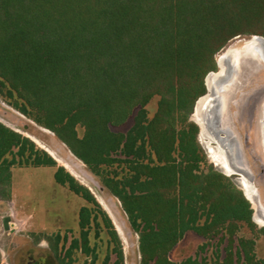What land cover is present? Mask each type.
<instances>
[{
    "label": "trees",
    "instance_id": "16d2710c",
    "mask_svg": "<svg viewBox=\"0 0 264 264\" xmlns=\"http://www.w3.org/2000/svg\"><path fill=\"white\" fill-rule=\"evenodd\" d=\"M92 1L97 6L81 15L76 8L64 13L61 0H0V78L28 105L22 111L51 129L92 171L124 164L126 175H107L102 184L139 235V264H176L169 251L188 230L207 237L225 223L231 235L237 221L254 227L242 190L217 169L202 170L206 157L198 127L188 121L193 104L185 109L184 100L205 61L230 38L250 25L259 27L244 32L264 35V0ZM153 94L160 98L148 119L144 104ZM135 106L130 129L112 132L109 124L123 122ZM77 126L84 129L82 137ZM117 152L122 160L112 157ZM14 164L56 167L55 182L98 208L117 244L113 264H123L117 233L91 191L32 140L0 122L1 199L10 198ZM91 222L97 226V217L81 206L79 238L62 254L58 233L33 234V242L46 239L58 264H72L74 249L92 252ZM250 250L244 264H264Z\"/></svg>",
    "mask_w": 264,
    "mask_h": 264
},
{
    "label": "rangeland",
    "instance_id": "374dc122",
    "mask_svg": "<svg viewBox=\"0 0 264 264\" xmlns=\"http://www.w3.org/2000/svg\"><path fill=\"white\" fill-rule=\"evenodd\" d=\"M51 1L53 3L55 0ZM94 3L95 1L92 0H61L60 6L64 13H72L70 12L71 9L76 8L79 10L74 11L81 12V15H83L85 11L93 7L92 4ZM94 5L97 6L96 4ZM64 13H61V15ZM257 26L250 25L244 27V29L252 31V29L256 30ZM244 29L230 38L224 47L205 61V67L200 71L196 79L195 88L185 93V109H187L189 104L191 106L192 103L194 110L198 94L203 91L207 92L205 75L211 70H217L215 58L230 47L242 45L245 41H241V39H247L252 35L249 32H244ZM257 35L264 38L261 33H257ZM243 59L250 60L243 61L242 69L240 61L242 62ZM260 64L255 59L252 51L240 55L239 67L241 72L243 70L244 79L241 88L236 93L232 107L229 108L228 117L229 120L234 122L235 128L242 137L244 154L250 169L257 178L255 184L259 189L257 191L262 205V202L264 204V173L252 145L254 108L258 97L264 92V65L261 66L262 64ZM181 79V83L184 86L185 75ZM234 89L235 87L233 90L227 91L226 94H231ZM9 91H12L11 88L0 78V122L17 130L23 136L28 138L30 136L36 141V143L33 142L38 148L46 149L57 161L58 159L61 160L56 161L57 166L64 165L66 167L65 170L73 172L75 179L79 183L87 188L93 187V189L92 187L90 188L91 191L94 190L92 191L93 196H96V201L110 218L117 233L123 253V264H139V235L130 227L127 216L122 210L118 199L110 194L102 184V180L107 175H119L120 177L126 175L127 170L124 168V164H119V162H114L113 165L102 164L96 168L95 172L92 171L88 165L70 151L67 145L51 129L38 123L31 114L23 112V108L29 111L28 105L15 92L12 91V96H10ZM159 98L158 94H153L146 100L144 108L148 119H151L155 114ZM138 108V106H135L123 122L118 124L110 123L109 129L114 133L125 134L132 126L133 117ZM193 113L192 111L188 114V121L195 123L192 120ZM184 115L185 110L179 113V117H184ZM76 129L78 136L82 137L83 127L77 126ZM197 140L199 141L198 134ZM255 145L257 147L256 136ZM47 146L55 150L60 157L55 155ZM200 146L206 157V161L201 166L202 170L207 171L212 167L214 170L218 168L217 170L219 171L220 168L217 165L215 166L201 143ZM257 150L262 161L258 147ZM61 157L63 159L67 158L70 163H74L76 171ZM112 157L120 160L124 158L119 152L112 153ZM262 163L264 164L263 161ZM55 168L51 166L34 167L28 164H14L11 167L10 198L8 200L0 198V264H58L48 247L46 239H41L39 242L34 243L33 238L35 236L32 235L54 236L58 233L61 237L59 248H63L60 249L62 254L69 247L72 239L79 238L78 211L81 206H87L92 209V216L97 217L98 225L96 226L94 222H91L88 228V243L92 252L84 254L79 249H74L71 256L72 264H103L106 258H108L106 264H113L117 258L114 254L117 244L110 238L98 208L70 191L67 185L57 184L53 179ZM91 179L99 187H102V190L92 183ZM229 179L238 188L241 186L236 175H229ZM5 216L9 217L10 228L8 230L4 229L2 223V219ZM203 221L204 217H200L199 222ZM254 224V227H250L242 221H237L236 231L233 235L229 233L231 229L229 223H225L215 233H211L207 237L188 230L169 251V259L176 264L183 262L185 264H244L246 262V253L249 254V247H251L250 251L253 260L255 262L264 260V231L260 230L262 225H258L255 222ZM93 255H95V258L92 263Z\"/></svg>",
    "mask_w": 264,
    "mask_h": 264
},
{
    "label": "bare ground",
    "instance_id": "6f19581e",
    "mask_svg": "<svg viewBox=\"0 0 264 264\" xmlns=\"http://www.w3.org/2000/svg\"><path fill=\"white\" fill-rule=\"evenodd\" d=\"M251 37L253 38L250 39ZM241 41L245 42L242 45H236L233 48L230 47L224 53L220 54L217 58H215L217 70L210 71L206 75L205 85L207 87V92L196 100L194 105L195 109L193 110L194 113L192 114V120L197 125H199L198 139L200 141L199 143H201L204 150H207H205L206 154L208 153L210 159L212 160V162H214L215 166L217 165V167L220 168L219 171L221 173L226 176L236 174L237 178L239 179V184L241 185L239 189H241L242 193H245V195L250 199L251 208H254L252 214L254 222L258 225L264 226V209L260 203L257 188H255V183L252 178L251 171L247 166L248 164L242 152L241 146L240 144H238L239 141H237V132L231 125L229 117L226 115L225 112V99L227 95L226 92L229 90H233L241 76V68L239 67L240 55L248 53L247 51L249 50L252 52H254L255 50V55L257 56L260 63L264 65V38L260 35L252 34L247 39H241ZM258 103L259 106L257 111L255 136L257 147L260 151V156L262 158V161L264 162V95H262ZM29 138L34 141L30 136ZM34 142L36 143V141ZM48 148L51 149L55 155L59 156L55 150L50 147ZM236 152L238 153L240 159V166L238 165V162L236 160L238 158ZM50 156L54 157L52 154H50ZM54 159L56 158L54 157ZM61 159L63 158L61 157ZM63 160L65 162L69 161L67 158ZM58 161L61 160L58 159ZM68 163V165L72 169H76L74 163ZM236 166H238L239 168ZM68 171L74 176L73 172H71L70 170ZM90 181L97 185V183L94 182L92 179ZM90 188L89 190L91 191ZM92 191L91 193L93 194Z\"/></svg>",
    "mask_w": 264,
    "mask_h": 264
},
{
    "label": "flooded vegetation",
    "instance_id": "af4514ba",
    "mask_svg": "<svg viewBox=\"0 0 264 264\" xmlns=\"http://www.w3.org/2000/svg\"><path fill=\"white\" fill-rule=\"evenodd\" d=\"M250 51V50H249ZM249 51H247L248 53H249ZM254 52L256 53V51L254 50ZM253 52V54H254V57H255V59L256 60H258V58H257V56L255 55V53ZM244 60H250V59H243L242 60V62L240 61V65H241V67H242V69H243V61ZM251 60H253V61H255L254 59H251ZM259 61V60H258ZM260 62V61H259ZM259 64V63H258ZM261 65V64H260ZM261 66H263V65H261ZM264 67V66H263ZM243 79H244V77H243V70H242V72H241V79H240V81H238V83H237V85L235 86V89H234V91L233 92H231V94H229V93H227V95H226V115L228 116V112H229V108L230 107H232V103H233V100H234V98H235V96H236V93H237V91L241 88V84H242V82H243ZM262 95H264V92L263 93H261V95L258 97V100H257V103H256V106H255V108H254V116H253V118H254V124H253V128H252V145H253V148H254V152H255V154H256V157H257V159H258V161H259V163H260V165H261V169H262V172L264 173V164L262 163V161L260 160V158H259V155H258V150H257V147H256V145H255V134H254V125H255V121H256V111H257V109H258V106H259V103H258V101H259V99L262 97ZM230 97V98H229ZM221 119V118H220ZM230 121V123H231V125L233 126V128L235 129V131L237 132V135H238V139H237V141H239V143L238 144H240V146H241V149H242V152H243V154H244V148L242 147L243 146V141H242V137H241V135L239 134V132L237 131V129L235 128V126H234V122H232L231 120H229ZM228 122V121H227ZM220 124H221V120H220ZM263 130H264V122H263ZM263 137H264V131H263ZM241 138V139H240ZM236 140V139H235ZM235 142V141H234ZM240 149V148H239ZM240 149V150H241ZM236 155H237V162H238V165L240 166V164H239V161H240V159H239V156H238V153L236 152ZM244 156H245V154H244ZM245 159H246V157H245ZM246 162H247V164H248V161H247V159H246ZM248 166V168L250 169V166H249V164L247 165ZM236 167H238V166H236ZM239 168V167H238ZM250 171H251V174H252V178H253V180H254V183H256V181H257V179H256V177H255V175H254V173L252 172V170L250 169ZM234 175H236V174H234ZM255 188H257V186H256V184H255ZM258 189V188H257ZM258 191H259V189H258ZM262 205H263V207H264V204H263V202H262Z\"/></svg>",
    "mask_w": 264,
    "mask_h": 264
},
{
    "label": "water",
    "instance_id": "95a60500",
    "mask_svg": "<svg viewBox=\"0 0 264 264\" xmlns=\"http://www.w3.org/2000/svg\"><path fill=\"white\" fill-rule=\"evenodd\" d=\"M251 36V35H250ZM207 88V87H206ZM7 126V125H6ZM199 127V125H197ZM9 127V126H8ZM11 128V127H9ZM13 129V128H12ZM14 130V129H13ZM16 131V130H15ZM216 131V130H215ZM18 132V131H17ZM200 142V141H199ZM48 153V152H47ZM49 154V153H48ZM50 155V154H49ZM52 157V156H51ZM54 158V157H52ZM56 161V159H54ZM64 167V166H63ZM65 168V167H64ZM69 172V171H68ZM70 173V172H69ZM71 174V173H70ZM234 174V173H233ZM72 175V174H71ZM73 176V175H72ZM74 177V176H73ZM75 178V177H74ZM100 190H102V187H100ZM243 195L245 196V198L249 201V203H251L250 199L245 195V193H243ZM251 220L254 222L253 220V217L251 218ZM9 217L8 216H5L3 217L2 219V223H3V227L4 229L8 230L10 228V225H9Z\"/></svg>",
    "mask_w": 264,
    "mask_h": 264
},
{
    "label": "crops",
    "instance_id": "0c3cea01",
    "mask_svg": "<svg viewBox=\"0 0 264 264\" xmlns=\"http://www.w3.org/2000/svg\"><path fill=\"white\" fill-rule=\"evenodd\" d=\"M35 167V166H34ZM37 167H39V166H37ZM54 173V172H53ZM53 179H54V177H53ZM55 181V180H54ZM57 183V182H56ZM58 184V183H57ZM60 185V184H59Z\"/></svg>",
    "mask_w": 264,
    "mask_h": 264
}]
</instances>
